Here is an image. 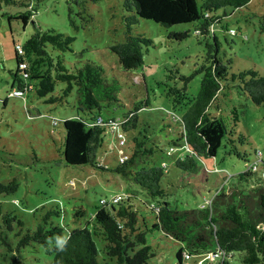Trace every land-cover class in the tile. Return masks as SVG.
I'll return each instance as SVG.
<instances>
[{"label": "rangeland", "instance_id": "1", "mask_svg": "<svg viewBox=\"0 0 264 264\" xmlns=\"http://www.w3.org/2000/svg\"><path fill=\"white\" fill-rule=\"evenodd\" d=\"M146 1L143 17L133 25L132 31L150 38L153 44L145 51L142 66L129 71L122 68L117 54L111 50L112 45L126 37L125 15L128 14H124L123 0H99L82 5L74 0H43L26 25L21 20H9L0 11V184H8L14 178L19 184L13 192H0V233L5 232L3 238L7 235L14 248L19 239L16 233L21 229L22 232L35 230L48 210L61 212L60 217H53L56 223L74 228L75 208L85 209L88 217L101 207V199L112 200L116 195L133 191L140 200L139 215L146 220L145 229H149L147 243L155 253L148 264H196L198 259L193 257L182 263L177 260L181 245L158 230H150L155 221L150 205L155 206L157 201L128 177L110 169V165L114 168L119 164V156L131 152L130 133L121 130L126 143L119 145L118 136L106 129L98 160L105 162L107 170L91 165L68 166L60 161L65 137L62 121L76 117L75 93L66 101L53 104L44 103L35 94L12 95L17 85L11 86L10 72L16 69L15 44H24L38 28H54L75 38L73 51L65 53L68 68L94 61L104 68L109 81L120 88L121 102L103 109L104 119L120 120L125 113L141 107L138 131L160 146L158 158L162 156L160 161L168 165L163 186L176 208L205 205L222 189L228 194L236 192V199L254 193L251 190L256 186H261L264 194V174L244 176L248 165L256 161V151H261L264 160V105L254 104L237 87L222 90L217 99L220 106L212 107L211 112L224 120L238 152L224 140L214 157L203 155L198 159L199 169L194 174L177 169L166 155L169 141L181 133L183 113L199 91L202 79L199 69L207 48L205 38L199 42L195 32L196 18L187 13L183 3L165 0L167 4L153 7L151 0ZM192 2L199 12L202 0ZM69 7L75 25L70 22ZM4 9L16 13L27 8ZM262 14L264 0H251L246 7H228L218 12L222 22H216L212 31L221 41L219 55L224 61L231 60L230 73L253 68L264 75V32L259 28ZM174 32H187V36L178 39ZM185 78L189 80L186 82ZM62 86L57 85V93ZM4 214L14 216L11 228L3 224ZM94 241L98 259L102 261L106 258L105 242L97 236ZM14 256L19 261L17 264H51L52 259V253L41 245L11 253L0 240V264H11Z\"/></svg>", "mask_w": 264, "mask_h": 264}, {"label": "trees", "instance_id": "2", "mask_svg": "<svg viewBox=\"0 0 264 264\" xmlns=\"http://www.w3.org/2000/svg\"><path fill=\"white\" fill-rule=\"evenodd\" d=\"M42 1L0 0V11L9 20H21L26 25ZM74 1L82 5L99 0ZM151 2L153 7L167 4L165 0ZM178 2L183 3L187 13L196 18L195 32L199 42L205 38L207 52L199 69L202 73L199 91L183 113L181 133L177 139L169 141L166 155L172 158V164L177 169L194 174L199 169L198 159L203 155L214 157L224 140L233 146L234 152H238L224 120L211 112L212 107L220 106L217 103L220 92L237 87L254 104L264 105V75L253 68L230 73L231 60L224 61L219 55L221 41L212 31L216 22H222V17L218 15L220 10L228 7L240 9L248 6L251 0H202L199 12L192 0ZM146 4V0H123L124 14H128L125 15L126 37L112 45L111 50L117 54L120 65L126 71L142 66L145 51L153 44L150 38L132 31L133 25L143 17V10L146 9L143 5ZM11 6L27 9L16 13L6 12L4 8ZM71 13L72 8L69 7L70 22L75 25ZM259 28L264 32V14L259 16ZM174 36L182 39L187 32H174ZM74 40V37L54 28H38L24 44H15L16 69L10 70L13 77L11 86L17 84L13 91L22 90L23 95L35 94L44 103H62L75 93L76 117L62 121L65 137L60 161L68 166L91 165L107 170L105 162L98 160V151L104 147L106 129L118 136L119 145L126 143L121 137V130L130 133L131 152L124 154L127 156L124 161L120 160L124 155L119 156V164L114 168L110 165V169L128 177L143 188L153 201H157L155 206L150 205L155 212V221L150 230H158L181 245L176 253L180 263L187 260L184 252L191 254L189 260L197 257L196 264H199L206 254L220 250L224 254H220L215 261L217 264H264L263 188L256 186L251 190L254 193L240 194L239 199L234 197L236 192L228 194L222 189L205 205L176 208L168 200V191L163 186L164 179L168 177V165L160 161L162 156L158 158L160 146L138 131V111L141 107L125 113L120 120L117 117L104 119L102 110L121 102L118 96L120 88L109 81L104 68L94 61L87 60L81 66L70 68L66 66L65 53L73 51ZM17 45L23 46L22 54L18 52ZM185 80L187 82L189 78ZM58 84L63 85L60 93H57ZM255 155L256 161L248 165L245 178H250L252 174H264L261 151H256ZM245 159L248 161L247 155ZM18 185L16 178L8 184L1 183L0 192H13ZM100 203L101 207L88 217L85 209L75 208L72 211L73 222L76 223L74 228L56 223L53 217H60L61 212L51 209L35 230L22 232L21 229L16 233L19 239L15 248L7 235L3 238L4 231L0 233V240L11 253L41 245L52 253L51 264H109L107 260L113 264H148L155 253L147 243L146 232L149 229H145L146 220L139 215L138 194L130 191L120 194L119 201L103 198ZM142 204L147 206L146 203ZM13 219L14 216L4 214L3 224L11 228ZM19 225H23L22 221ZM94 236L105 242L103 251L106 258L102 261L98 259ZM56 237L67 238L65 250L58 249ZM17 263L19 261L14 256L11 264Z\"/></svg>", "mask_w": 264, "mask_h": 264}, {"label": "built area", "instance_id": "3", "mask_svg": "<svg viewBox=\"0 0 264 264\" xmlns=\"http://www.w3.org/2000/svg\"><path fill=\"white\" fill-rule=\"evenodd\" d=\"M16 48H17V50H18V52L20 54L23 53V46L17 45ZM25 75L27 76V74H25ZM12 95H14V96H22L23 95V91L22 90H14L12 92ZM126 157H127L126 155L121 156L120 160L124 161L126 159ZM254 169H256V167ZM119 199H120V194L113 197L114 201H119ZM220 254H224V253L222 251H220V250L217 251V252H210V253H208V254H206L204 256V258L200 261L199 264H204V261H206V260H210V261L214 262L220 257ZM184 256H185V258L187 260H189L191 258V254L189 252H184Z\"/></svg>", "mask_w": 264, "mask_h": 264}, {"label": "clouds", "instance_id": "4", "mask_svg": "<svg viewBox=\"0 0 264 264\" xmlns=\"http://www.w3.org/2000/svg\"><path fill=\"white\" fill-rule=\"evenodd\" d=\"M56 244H57V247L60 251L65 250V246L67 244V238L66 237H56ZM206 261H204V264ZM211 263H212V261H211Z\"/></svg>", "mask_w": 264, "mask_h": 264}, {"label": "crops", "instance_id": "5", "mask_svg": "<svg viewBox=\"0 0 264 264\" xmlns=\"http://www.w3.org/2000/svg\"><path fill=\"white\" fill-rule=\"evenodd\" d=\"M216 116H218V115H216Z\"/></svg>", "mask_w": 264, "mask_h": 264}]
</instances>
